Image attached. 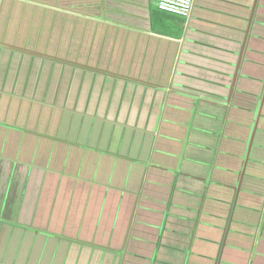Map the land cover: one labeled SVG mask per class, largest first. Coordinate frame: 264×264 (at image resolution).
Returning a JSON list of instances; mask_svg holds the SVG:
<instances>
[{
	"label": "crops",
	"instance_id": "1",
	"mask_svg": "<svg viewBox=\"0 0 264 264\" xmlns=\"http://www.w3.org/2000/svg\"><path fill=\"white\" fill-rule=\"evenodd\" d=\"M109 1L101 3L105 18L92 19L102 58L47 56L66 68L69 92H40L55 102L57 90L62 100L69 95L71 108L59 104L69 109V127L76 115L89 131L121 127L135 151L95 140L98 147L79 148L70 128L56 137L58 124L51 161L29 162V152L25 162L26 130L0 118V264H264V154L250 159L263 148L256 136L264 133V0H194L187 18L159 11L154 0ZM116 55L125 72L103 66ZM88 71L103 82L84 87ZM231 127L234 140L226 137ZM60 144L87 154L72 167L78 156L68 149L64 158ZM4 226L14 230L2 249ZM45 233L53 241L37 244Z\"/></svg>",
	"mask_w": 264,
	"mask_h": 264
},
{
	"label": "rangeland",
	"instance_id": "2",
	"mask_svg": "<svg viewBox=\"0 0 264 264\" xmlns=\"http://www.w3.org/2000/svg\"><path fill=\"white\" fill-rule=\"evenodd\" d=\"M33 1L35 2V0ZM34 2H27L25 0L2 1L0 12L1 42H5L9 45H15L19 48L21 47L30 50L32 49L35 52L44 53L48 56H69L70 58H73L75 60L88 58V61L92 58H102V53H100L99 55L96 54L97 49H95L98 44L96 43V39L101 40L99 38L101 32H99V35L94 33L93 27L97 25V22L92 20L96 16L101 19L105 18L103 17L104 10L101 8L102 0H54L55 3H52V0H36V3ZM41 2L44 4H41ZM107 2L109 5H111V2L109 0H107ZM69 3H73V6H70ZM54 4H56L55 7ZM10 11L13 13H11ZM107 11H109V9ZM102 44L103 43H101V45ZM91 45L92 47L94 46V51H92L91 49L89 55H85L86 50L89 49ZM101 45L99 48H101ZM116 45L119 46L120 44L117 43L114 46ZM14 51L15 50H0V85H7L4 86L6 87L5 90L3 89L4 91L0 90V118L7 120L13 126H18L21 129L23 128L26 130L25 133L27 134V136H25V139L21 140L20 144L21 147H25V149H22V151L25 152L24 155L20 156L23 158V161H28V159L30 158L29 152L35 153L34 159H31L29 162H39V165L46 166V164L51 161L49 157H47V153L51 152V149L55 145L53 143L56 131L54 126L58 124L61 129L59 130L60 134H58V136L56 137L61 139L62 137L60 136L62 133L63 136H66L68 131L67 128H70L71 132L69 134V139L72 142L78 141L79 143H81V145L78 146L79 148H83L84 146L82 143L86 144L87 141L92 142V144H90L91 142L89 143L90 146L94 145L98 147V145H95V142H93V140H95L101 142L100 146L104 149H107V147H109L111 151L118 150L123 154L134 153L135 144L134 146L130 145V133L124 132L121 127L110 126L106 124L104 130H102V128L100 129L102 131H99L97 127H93V129L89 131L86 129V123H84L83 127L81 126L83 122L81 119H78L80 118L78 115H76L74 118V122L72 125L73 127H71V124L69 127L68 115L70 113L64 112H66V110H69L68 108H71L70 106L72 103H66V101H68L66 99V97L69 96L68 94H66L68 96L65 97V100H62V98H60L59 96V93H62L61 90L64 91L65 88L67 89V93L69 92V82L68 79H66V76L68 77V75L67 72H64L66 68L63 66L59 67L57 64L53 63L50 60H44L42 58L40 59L34 57L26 51H24L25 53ZM259 54L261 55V52H259ZM256 56H258V58H261V56L259 55ZM116 57L117 55L113 57L112 62L110 63L104 61L103 66L105 67L106 65H114V67H117L118 59L116 60ZM87 62H85V64H87ZM120 67L118 65L117 69H121V71L123 72L127 70L126 65L122 66L121 68ZM85 76L87 79H83L82 81L85 84L84 87L90 86L91 81L94 86L99 85L97 84V82H103V78L101 76L97 78V82L92 79L91 77L97 76L92 72L88 71ZM108 81L110 80L108 79ZM73 82L74 85L72 93L74 94L76 92L79 94L81 87L80 81L76 79V77H74ZM13 84V88H10ZM49 85H51L52 87L55 86L56 89L59 90V93L58 90L56 92V102L52 101V95H49L46 92H40L42 91L41 89H48ZM31 87H34L33 91ZM25 93H27V95H25ZM28 97L32 101L29 100ZM37 99L38 101H40V103H44L46 101L49 103H53V106H55V108L52 107L50 112L49 109L47 110L46 106L39 105L40 103H37ZM64 102L67 104L65 105V107L68 108H64L59 105ZM58 106L61 107V111L58 112L59 114H54L53 112L57 111L56 109L59 108ZM73 112H76V110L73 109ZM248 120H251L249 114H247V116L245 117V123H247ZM237 133L238 131L231 127V130L227 132L226 137L234 140L236 137H239ZM13 138L14 140H16L17 136H13ZM256 141L258 142V145L262 143L261 145H263V148L255 147L251 153L250 159L257 162L260 159L259 156L261 155V153L264 154V133L261 134L259 132L256 136ZM10 143L14 144L15 149L17 148L18 145L16 144V142H9V144ZM15 144L17 146H15ZM256 144L257 143H255V145ZM59 146V149L57 148V151L58 153H64V158L67 155L66 152L68 151V149V153L72 152V154L78 156V159L75 160L74 157V160H72L74 161V163H72V167L77 165V160L81 158L78 153L82 154V156L83 154H87L84 149H73L72 151L71 145L65 147L64 145L60 144ZM138 146L139 145H137V147ZM97 149L98 148H95L94 150H100ZM12 153H15V150L12 151ZM100 155V153L95 154V156L97 157L95 161V171L99 174L102 171L98 168ZM67 156L69 158V155ZM147 157L148 154L146 158ZM101 158L104 159V157L102 156ZM64 160L65 159L62 160L63 163ZM83 161H87V163H89V160L85 161L83 159ZM116 164H118L117 160L114 162V165ZM63 165L65 167L67 166L66 163H64ZM84 167H89V165H84ZM121 171L125 174H129L128 166L126 165L124 167H121ZM9 192L7 193V197L9 195ZM11 194L9 195V198H11ZM25 211L27 212V208ZM28 216L30 218L32 217L31 214H28ZM2 227L3 225H0V228ZM4 228V233L6 231L8 233L5 242L1 243L2 249L5 247L4 244L9 241L11 230H14L9 226H4ZM44 235L47 234L45 233L39 235V238L41 239H35V242L42 245L43 243L47 244L48 241H53L52 237L49 239V237H46ZM33 236H36V234H34ZM36 248L37 249L31 250V255L38 253L37 251L39 250V247Z\"/></svg>",
	"mask_w": 264,
	"mask_h": 264
},
{
	"label": "built area",
	"instance_id": "3",
	"mask_svg": "<svg viewBox=\"0 0 264 264\" xmlns=\"http://www.w3.org/2000/svg\"><path fill=\"white\" fill-rule=\"evenodd\" d=\"M156 8L164 13L187 18L193 8L194 0H154Z\"/></svg>",
	"mask_w": 264,
	"mask_h": 264
},
{
	"label": "flooded vegetation",
	"instance_id": "4",
	"mask_svg": "<svg viewBox=\"0 0 264 264\" xmlns=\"http://www.w3.org/2000/svg\"><path fill=\"white\" fill-rule=\"evenodd\" d=\"M6 48V49H5ZM2 49L3 50H6V51H10V50H15V51H19V52H22L23 50H20V48L18 49V47H15V46H12V45H9V44H6L5 42H1L0 41V50L2 51ZM10 49V50H9ZM22 49H24V48H22ZM14 51V52H15ZM25 51V50H24ZM23 51V52H24ZM25 53V52H24ZM46 56H48V55H43L42 57H40V59L42 58V59H44V60H48V59H50V57H46Z\"/></svg>",
	"mask_w": 264,
	"mask_h": 264
},
{
	"label": "water",
	"instance_id": "5",
	"mask_svg": "<svg viewBox=\"0 0 264 264\" xmlns=\"http://www.w3.org/2000/svg\"><path fill=\"white\" fill-rule=\"evenodd\" d=\"M1 3H2V0H0V7H1ZM30 53V52H29ZM33 54V53H32ZM43 55H41V57H42ZM47 57V56H46Z\"/></svg>",
	"mask_w": 264,
	"mask_h": 264
},
{
	"label": "clouds",
	"instance_id": "6",
	"mask_svg": "<svg viewBox=\"0 0 264 264\" xmlns=\"http://www.w3.org/2000/svg\"><path fill=\"white\" fill-rule=\"evenodd\" d=\"M13 46V45H12ZM16 47V46H15Z\"/></svg>",
	"mask_w": 264,
	"mask_h": 264
}]
</instances>
